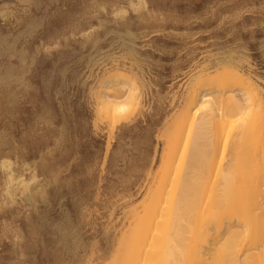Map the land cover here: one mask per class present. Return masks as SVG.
<instances>
[{
  "label": "rangeland",
  "instance_id": "1",
  "mask_svg": "<svg viewBox=\"0 0 264 264\" xmlns=\"http://www.w3.org/2000/svg\"><path fill=\"white\" fill-rule=\"evenodd\" d=\"M142 4L0 0V264L117 253L123 214L161 164L196 67L231 59L264 91V0ZM112 63L143 86L140 107L111 132L90 89Z\"/></svg>",
  "mask_w": 264,
  "mask_h": 264
},
{
  "label": "bare ground",
  "instance_id": "2",
  "mask_svg": "<svg viewBox=\"0 0 264 264\" xmlns=\"http://www.w3.org/2000/svg\"><path fill=\"white\" fill-rule=\"evenodd\" d=\"M223 61L193 68L163 132L161 164L103 264H264V91ZM130 71L105 66L90 89L111 132L141 105Z\"/></svg>",
  "mask_w": 264,
  "mask_h": 264
}]
</instances>
